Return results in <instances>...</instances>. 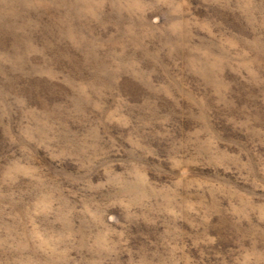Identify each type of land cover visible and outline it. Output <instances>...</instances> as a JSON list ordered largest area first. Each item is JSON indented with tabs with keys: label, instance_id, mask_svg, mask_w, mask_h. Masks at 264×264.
Wrapping results in <instances>:
<instances>
[{
	"label": "rangeland",
	"instance_id": "374dc122",
	"mask_svg": "<svg viewBox=\"0 0 264 264\" xmlns=\"http://www.w3.org/2000/svg\"><path fill=\"white\" fill-rule=\"evenodd\" d=\"M0 264H264V0H0Z\"/></svg>",
	"mask_w": 264,
	"mask_h": 264
}]
</instances>
